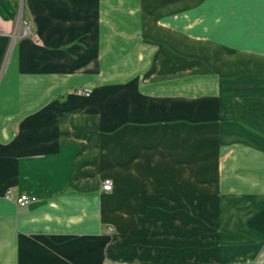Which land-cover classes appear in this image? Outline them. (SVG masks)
Wrapping results in <instances>:
<instances>
[{"label":"crops","instance_id":"0c3cea01","mask_svg":"<svg viewBox=\"0 0 264 264\" xmlns=\"http://www.w3.org/2000/svg\"><path fill=\"white\" fill-rule=\"evenodd\" d=\"M177 1L0 0V264H264V70L161 92L137 39L189 26ZM201 3L194 20L230 9L238 51L264 60V0Z\"/></svg>","mask_w":264,"mask_h":264},{"label":"rangeland","instance_id":"374dc122","mask_svg":"<svg viewBox=\"0 0 264 264\" xmlns=\"http://www.w3.org/2000/svg\"><path fill=\"white\" fill-rule=\"evenodd\" d=\"M201 1L205 0H178L174 4L177 6V10L174 12L177 24L185 23L190 24L189 26L182 27V30H172L165 29L167 27L162 25L157 27L148 24L144 27L143 35L137 39L138 44H144L145 50L149 49L148 57L144 53V60H142L143 64V61L145 63L148 58L149 65L141 67L139 69L141 73L145 74L151 70L152 57L159 54L160 51L161 83L159 86L161 92H167L170 88V92H187L198 97V95L216 92L220 89V83H229L230 86L234 81V76L251 74L254 68L256 71L264 70V60L254 59L247 53L238 51L241 49L240 44L242 42L246 44L249 39L247 35H241L240 32L235 36L232 35V24L233 22L236 24L233 19H236V16L227 11L230 9H224L223 15L218 19L208 18L201 21L193 19L194 16L199 15ZM237 21L240 24V19ZM217 24L223 25L220 34L216 33ZM23 26L22 23L19 35H31L38 39V36L31 32L28 23L29 34L23 35L22 32L25 28ZM241 29H245V27H241ZM190 31L191 34H189ZM131 48L134 50L135 46L132 45ZM113 49H117V51H112V70L117 75L121 73L120 75L125 77L133 67L126 66L127 55H125L124 46L114 44ZM151 49L155 51L152 57H150ZM168 75H172L174 80L170 79L168 82ZM182 121H184L182 117L176 118L177 123ZM213 121L215 122L214 119L209 118L207 123H214Z\"/></svg>","mask_w":264,"mask_h":264},{"label":"built area","instance_id":"2783aa9c","mask_svg":"<svg viewBox=\"0 0 264 264\" xmlns=\"http://www.w3.org/2000/svg\"><path fill=\"white\" fill-rule=\"evenodd\" d=\"M23 25H24L23 27H25V28H24L22 34L23 35H28L29 34V27L27 26V22H23ZM77 92H79V93H85L87 95L90 94V91L87 88H78L77 89ZM102 187L106 191L111 190L113 188V181H112V179H110V178L104 179L103 182H102ZM5 196H6L7 199H12L13 198L12 190L11 189H8L6 191ZM33 199L34 198L32 196L28 195L27 193H21L20 195H18L15 198L16 202L19 205H21V206L27 205ZM111 264H127V263L121 262V261H118V260H113ZM243 264H250V261H246Z\"/></svg>","mask_w":264,"mask_h":264}]
</instances>
